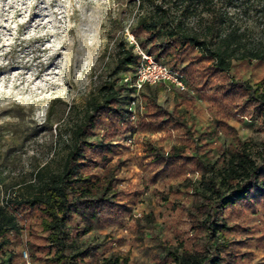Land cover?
<instances>
[{"label": "rangeland", "instance_id": "374dc122", "mask_svg": "<svg viewBox=\"0 0 264 264\" xmlns=\"http://www.w3.org/2000/svg\"><path fill=\"white\" fill-rule=\"evenodd\" d=\"M157 9L208 50L225 48L232 54L228 73L213 75L206 86L204 80L187 77L185 91L169 82L137 88L139 63L120 69V45H133L136 53L142 50L139 44L148 34L136 37L133 30L140 21L149 22ZM163 38L159 34L154 42ZM154 42L148 41L147 49ZM199 50H189L179 62L171 53L156 59L154 48L152 53L142 51L181 71L190 60L196 61ZM253 52L264 55V0H0V207L16 217L19 228V236L10 237L0 251V264H26L24 250L32 264H55L47 247L27 244L46 245L37 212L24 221L13 203L28 194L29 185H38L37 173L48 176L62 170L74 126L83 124L92 113L91 103L101 102L111 90L126 100L122 119L102 110L83 138L109 144L107 156L113 163L124 160L115 181L125 190L123 205L115 220L75 216L64 234L66 254L94 246L77 264H170L164 248L176 247L180 253L205 244L186 216L197 201L188 185L199 186L204 171L179 161L155 169L144 156L148 146L168 152L183 145L187 156L217 167L222 150L238 139L249 144L256 160L264 156V125L258 114L232 109L234 102H243L240 96L223 100L216 95L220 102L213 98L227 75L253 86L264 79V59H252ZM152 94L167 110L187 118L192 137L172 123H156L146 116V96ZM226 222L228 229L217 242H234L229 249L237 264H264L260 233L254 231L264 226V217L233 216Z\"/></svg>", "mask_w": 264, "mask_h": 264}, {"label": "trees", "instance_id": "16d2710c", "mask_svg": "<svg viewBox=\"0 0 264 264\" xmlns=\"http://www.w3.org/2000/svg\"><path fill=\"white\" fill-rule=\"evenodd\" d=\"M147 33L145 42L139 46L143 51L152 53L157 50L156 59L167 54H173L174 62H179L188 54L189 50L199 48L196 61L189 63L179 71L185 78L204 80L203 85L209 84V79L219 73H228L230 69V53L225 48L210 51L203 42H199L194 35L187 34L168 22L160 10L149 22L140 21L133 30L134 36ZM159 34L164 38L161 42H154ZM154 42L147 49V42ZM227 48V47H226ZM252 59L262 60L264 55L253 52ZM202 60H211L210 64H202ZM120 69H126L140 62V56L134 51L133 45H120L117 59ZM199 63L201 64L199 66ZM210 85V84H209ZM217 88L213 96L216 101L231 99L240 96L243 102L233 103L232 109L245 114L248 109L258 114L259 122L264 125V79L257 84L250 85L247 81L228 76ZM238 93V94H237ZM218 97H217V96ZM148 100L146 116L156 123H172L176 128L184 131V136L192 137L187 121L175 111H169L158 104L157 97L152 94L146 96ZM231 101V100H229ZM126 107V100L118 97L113 90L101 102H92V113L83 119V124L75 125L72 131L73 145L65 157L62 170L58 174L37 173L38 185H29L28 194L22 199L15 200L13 210L20 213L25 221L27 214L36 211L37 221L41 231L46 234V245H37L27 242L32 247L46 249L52 253L51 261L55 264H77L79 259L89 255L94 246H87L69 256L66 254V240L64 238L67 225L72 223L75 216L84 221L93 219L115 220L120 215V200L125 190L119 189L116 184L117 173L121 170L124 160L118 158L114 163L112 157L107 156L109 144H94L84 138L85 129L93 128L94 120L102 110H105L113 119L120 115L122 119ZM122 125H124L122 123ZM230 130L234 128L227 126ZM84 137V138H83ZM183 145H174L168 152L162 148L148 146L145 158L147 164L153 168L166 169L175 162L191 163L204 171L199 186L188 185L191 194L197 197L193 206L186 210L187 220L195 233H201L205 239L202 246L196 245L192 250L182 248L179 253L176 247L164 248L166 259L170 264H237L235 254L230 251V244L234 242H217V236L224 237L228 229L226 218L264 217V156L258 160L253 158L249 144L237 140L235 146L221 152L219 166L209 165L194 156H187ZM100 167L103 169L95 175ZM155 177H153V180ZM191 183L189 179H187ZM16 199V198H15ZM27 224L24 223V227ZM30 235L36 233L28 228ZM201 231V232H200ZM259 232L258 245L264 247V226H255ZM19 228L16 217L0 207V251L8 244L10 237H18ZM209 241L215 244L208 246ZM97 248V247H94ZM104 264H118L117 260H107Z\"/></svg>", "mask_w": 264, "mask_h": 264}, {"label": "built area", "instance_id": "2783aa9c", "mask_svg": "<svg viewBox=\"0 0 264 264\" xmlns=\"http://www.w3.org/2000/svg\"><path fill=\"white\" fill-rule=\"evenodd\" d=\"M133 42L132 38L131 43ZM137 54L140 56L136 72L137 88L169 82L173 83L180 91L186 90L185 77L178 70L167 67L142 50L137 49ZM22 258L26 264H32L26 250L22 252Z\"/></svg>", "mask_w": 264, "mask_h": 264}, {"label": "crops", "instance_id": "0c3cea01", "mask_svg": "<svg viewBox=\"0 0 264 264\" xmlns=\"http://www.w3.org/2000/svg\"><path fill=\"white\" fill-rule=\"evenodd\" d=\"M158 102V101H157ZM159 104V103H158ZM160 105H162V104H160ZM163 106V105H162ZM191 108H192V106H190ZM176 113H178L177 111H176ZM179 114V113H178ZM180 115V114H179ZM181 116L187 121V118H185L182 114H181Z\"/></svg>", "mask_w": 264, "mask_h": 264}]
</instances>
